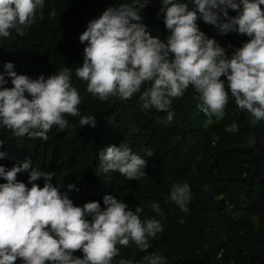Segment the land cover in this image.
<instances>
[{
    "label": "clouds",
    "instance_id": "1",
    "mask_svg": "<svg viewBox=\"0 0 264 264\" xmlns=\"http://www.w3.org/2000/svg\"><path fill=\"white\" fill-rule=\"evenodd\" d=\"M81 9V4L75 2ZM151 0H121L91 19L79 35L85 43L83 63L75 76L101 102L125 101L139 95L142 110L166 112L162 123L174 118V98L198 94L200 110L209 118L225 117L229 97L248 114L252 125L264 121V0H160V14L168 35L164 40L147 30L142 15ZM47 0H0V48L16 36L22 53L37 40L31 32L45 14ZM230 10L235 15L230 14ZM50 16H55V9ZM198 20L217 34L249 37L229 54ZM0 129L10 130L14 141L0 134V264H167L159 252H149L152 240L163 232L160 203L149 205L156 215H145L139 204L132 210L115 195L100 201L74 203L69 193L76 184H59L53 171L34 167L18 144L20 139H48L53 126L64 130L68 116L79 117L81 128L96 127V115H81V95L72 84V71L63 67L47 76L11 61L0 60ZM223 77V78H222ZM11 81V87L9 84ZM225 131H238L235 121ZM147 157L151 149L143 150ZM98 169L118 172L128 180L146 175L148 161L125 142L99 152ZM207 185L204 189L207 190ZM183 213L193 207L188 182H174L165 194ZM180 223L184 218L180 217ZM117 244H130L145 255L138 261L120 254ZM82 255H76L77 251Z\"/></svg>",
    "mask_w": 264,
    "mask_h": 264
},
{
    "label": "trees",
    "instance_id": "2",
    "mask_svg": "<svg viewBox=\"0 0 264 264\" xmlns=\"http://www.w3.org/2000/svg\"><path fill=\"white\" fill-rule=\"evenodd\" d=\"M118 2L121 0H47L45 14L30 30L37 32L35 44L22 53L17 37L12 36L0 48L1 62H13L16 71L28 67L50 76L69 67L72 84L81 95V115H96V127L81 128L79 117L66 115L68 126L64 130L53 126L46 141L18 140L24 159L30 158L41 170L53 171V179L65 185L61 191L69 183L76 184L79 191L74 189L69 195L79 206L100 201L103 207V196L111 194L132 210L140 204L142 217L156 215L159 219L149 207L158 201L164 211V230L152 240L148 251L164 255L167 264H264V121L252 125L231 96L225 117L209 121L200 110L198 94L190 87L187 95L174 98V118L165 124L161 120L166 112L141 109L139 93L125 101L111 98L101 102L87 92L86 82L75 76L87 43H81L79 35L91 19ZM159 8L160 0H151L142 15L150 34L164 40L168 30L163 14L157 16ZM53 9L54 17L49 15ZM230 14L236 13L230 10ZM198 24L229 54L249 39L236 33L218 35L215 27L203 20ZM6 86H12L10 78ZM233 121L238 131H225ZM9 133L0 129L5 141H14ZM122 142L148 161L146 175L138 180L98 169L99 152ZM144 149H151L153 155L147 157ZM185 181L192 193L190 213L164 200L172 183ZM117 248L121 250L117 261L123 256L135 262L145 255L132 244L127 248L117 244ZM76 255L82 252L78 250Z\"/></svg>",
    "mask_w": 264,
    "mask_h": 264
}]
</instances>
